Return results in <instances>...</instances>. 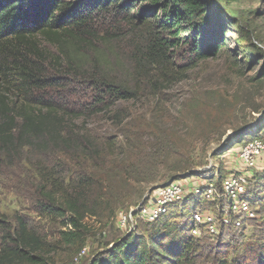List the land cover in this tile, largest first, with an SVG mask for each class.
Segmentation results:
<instances>
[{"label": "trees", "instance_id": "16d2710c", "mask_svg": "<svg viewBox=\"0 0 264 264\" xmlns=\"http://www.w3.org/2000/svg\"><path fill=\"white\" fill-rule=\"evenodd\" d=\"M216 5L0 0V174L26 178L35 217L53 227L45 232L18 213L7 224L0 213V264H51L60 251L79 253L88 220L111 218L144 185L177 180L202 164L188 152L175 158L182 137L159 120L141 124L145 134L132 140L99 137L87 121L101 115L123 127L130 102H158L199 62L218 57L226 21ZM192 141L189 152L204 151V140ZM249 190L250 202H264L260 181ZM206 202L199 194L170 206L142 232L137 226L111 240L90 264H264V242L236 253L222 239L191 235L193 214L183 209L204 210Z\"/></svg>", "mask_w": 264, "mask_h": 264}, {"label": "rangeland", "instance_id": "374dc122", "mask_svg": "<svg viewBox=\"0 0 264 264\" xmlns=\"http://www.w3.org/2000/svg\"><path fill=\"white\" fill-rule=\"evenodd\" d=\"M216 1V10L222 13L226 21L225 49L218 57L199 62L184 80L166 90L158 102L153 100L149 105L142 101L130 102L128 108L131 117L123 127L110 126L101 115L87 121L99 137L118 135L132 140L145 134L146 130L142 129L141 124L150 125L159 120L166 127L174 128L182 137L175 158L188 152L195 163L203 160L202 164L194 166L192 175L187 172L177 180L172 181V178L165 183L144 185L143 195L139 199L134 198L131 204L121 206L111 218L88 220L89 233L83 251H60L53 255L51 264H90L95 255L108 248L111 240L135 232L137 226L142 232L146 223L141 216H137L138 211L150 204L155 189L175 181L187 189L213 182L216 193L223 194L215 203L206 202L204 209L213 211L218 218L228 215L232 221L229 226H220L221 236L216 241L222 239L229 243L232 249H228L236 253L245 251L249 244L255 243V247L264 242V202L261 199L253 201L258 217L247 219L234 212L233 196L225 193L221 187L223 180L234 174L244 175L247 179L248 194L254 182L260 181L264 186V153L258 157V164L253 168L246 167L241 159L242 149L247 142L255 140L264 145V0ZM179 61L187 62L186 56ZM82 122L83 118L77 121L79 124ZM198 139L204 140V151L197 149L189 152V142ZM170 169L162 168L160 171L173 175L174 171ZM9 171L0 174L1 219L11 224L13 216L18 213L35 221L43 231L51 232L53 227L33 213L29 202L33 190L28 180ZM220 174L223 178L219 180ZM193 197L195 195L184 202H189ZM188 211L194 212L188 207L183 209L184 213ZM121 212L133 213V219L125 227L118 224Z\"/></svg>", "mask_w": 264, "mask_h": 264}, {"label": "built area", "instance_id": "2783aa9c", "mask_svg": "<svg viewBox=\"0 0 264 264\" xmlns=\"http://www.w3.org/2000/svg\"><path fill=\"white\" fill-rule=\"evenodd\" d=\"M264 153V145L260 141L251 140L243 147L241 152V159L246 167L253 168L257 166L258 157ZM247 179L244 175L230 176L223 180L222 189L225 193H230L234 198L233 209L235 213L241 216H246L247 219H255L258 217L256 209L247 199ZM215 184L209 183L206 186H196L193 188H186L178 181L172 182L169 185H164L155 189L150 204L141 207L138 217L141 216L146 222H153L160 216L166 214L170 206L184 202L190 196H197L203 194L205 198L215 203L223 194H217ZM216 196L218 198H216ZM231 196V197H232ZM141 212V213H140ZM133 219V213H119L118 224L125 227ZM194 228L191 235L196 238H203L204 236L216 240L221 236L220 226H229L232 222L228 215H223L218 218L211 210H196L193 213ZM219 224V225H218ZM204 231V232H203Z\"/></svg>", "mask_w": 264, "mask_h": 264}, {"label": "water", "instance_id": "95a60500", "mask_svg": "<svg viewBox=\"0 0 264 264\" xmlns=\"http://www.w3.org/2000/svg\"><path fill=\"white\" fill-rule=\"evenodd\" d=\"M190 175H192V173H190ZM173 180H174V179H172V181H173ZM172 181H171V182H172Z\"/></svg>", "mask_w": 264, "mask_h": 264}]
</instances>
